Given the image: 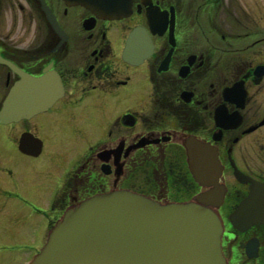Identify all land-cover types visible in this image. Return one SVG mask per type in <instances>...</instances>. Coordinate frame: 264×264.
Here are the masks:
<instances>
[{
	"label": "flooded vegetation",
	"instance_id": "obj_1",
	"mask_svg": "<svg viewBox=\"0 0 264 264\" xmlns=\"http://www.w3.org/2000/svg\"><path fill=\"white\" fill-rule=\"evenodd\" d=\"M124 5L0 0V232L34 256L69 210L125 191L213 211L226 264H264V0ZM16 91L45 109L7 120Z\"/></svg>",
	"mask_w": 264,
	"mask_h": 264
},
{
	"label": "water",
	"instance_id": "obj_2",
	"mask_svg": "<svg viewBox=\"0 0 264 264\" xmlns=\"http://www.w3.org/2000/svg\"><path fill=\"white\" fill-rule=\"evenodd\" d=\"M121 1L79 0L111 19L123 12L117 9ZM46 84L25 78L21 85ZM46 96L16 91L10 101ZM33 109L26 106L5 115L23 117ZM221 236L218 217L197 204L161 205L132 193L113 192L70 210L29 264H226Z\"/></svg>",
	"mask_w": 264,
	"mask_h": 264
},
{
	"label": "rangeland",
	"instance_id": "obj_3",
	"mask_svg": "<svg viewBox=\"0 0 264 264\" xmlns=\"http://www.w3.org/2000/svg\"><path fill=\"white\" fill-rule=\"evenodd\" d=\"M4 207L5 209L3 212L4 213L6 212L4 214L5 216L4 219L8 220L10 219V217H8V214H9V211L12 205L8 204V205H5ZM30 242H33L31 237L29 238L25 235H15L14 236L13 234H8L6 232L1 231L0 232V264H23L24 262H27V260H30L33 253L32 255H30L29 253H23V252L18 253V251L16 250L17 246L21 244L26 245V244H29ZM38 253H40V251Z\"/></svg>",
	"mask_w": 264,
	"mask_h": 264
},
{
	"label": "bare ground",
	"instance_id": "obj_4",
	"mask_svg": "<svg viewBox=\"0 0 264 264\" xmlns=\"http://www.w3.org/2000/svg\"><path fill=\"white\" fill-rule=\"evenodd\" d=\"M168 205H173V204H168Z\"/></svg>",
	"mask_w": 264,
	"mask_h": 264
}]
</instances>
